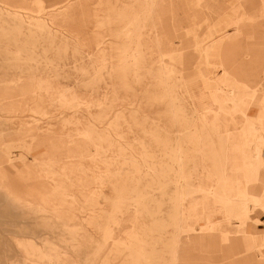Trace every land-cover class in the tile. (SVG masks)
Segmentation results:
<instances>
[{
	"label": "rangeland",
	"instance_id": "rangeland-1",
	"mask_svg": "<svg viewBox=\"0 0 264 264\" xmlns=\"http://www.w3.org/2000/svg\"><path fill=\"white\" fill-rule=\"evenodd\" d=\"M189 1L192 67L220 77L205 56L228 38L252 83L207 114L167 27ZM209 1L0 0V264H223L233 238L264 244V0Z\"/></svg>",
	"mask_w": 264,
	"mask_h": 264
},
{
	"label": "crops",
	"instance_id": "crops-1",
	"mask_svg": "<svg viewBox=\"0 0 264 264\" xmlns=\"http://www.w3.org/2000/svg\"><path fill=\"white\" fill-rule=\"evenodd\" d=\"M229 0H222L221 2H215V1H209L207 2V10H215L214 12L216 14L221 13L224 11V9L228 6ZM244 2L248 1H255V0H243ZM217 3V4H215ZM189 4L190 1L187 3V8L185 9V19L183 21H178L174 17V10H173V4L168 3V12L170 16V20L167 22V27L170 31V33L177 37V38H186L189 40L188 50L190 58L192 59L191 66L186 70V86H188L189 89V97L192 102L196 105L197 111L199 114H207L212 111H214L219 104L217 93H225L228 92L230 96L232 97V91L239 92L238 86L244 85L247 88H252L250 75H246L242 73L241 68H239V58L236 53L237 45L233 44L230 39L228 38H221L217 43H215L212 53L206 54L205 61L207 64L215 65L216 69H218L221 74L220 77H214L212 75L209 76H202L200 71H198L197 68L192 67L193 62L197 59L195 51L196 44L192 41L190 36V26L193 24V21L189 18ZM173 17V18H172ZM174 44V50H170L167 52V54H174L176 52L180 53V60L183 65V49L180 46V41H175L172 43ZM214 59V61H213ZM257 63L256 58L251 63L252 66ZM184 66V65H183ZM228 72V74H227ZM233 103L236 104L237 100H235L233 97L231 98ZM209 110V111H208ZM264 131V116H258L255 122V126L253 127V130L249 131V142L251 143L253 147V154L252 157L255 160H261L262 155L260 154V150H258L257 143L259 140V136L261 132ZM256 153H259L260 158H256ZM254 164V162H253ZM255 165V164H254ZM244 199L250 198L252 196H244ZM253 200V199H252ZM254 201V200H253ZM256 204V202L254 201ZM256 206L259 208V205L256 204ZM263 209V208H262ZM260 209V210H262ZM264 211V210H262ZM257 227L259 226L258 223L255 224ZM253 230L254 232H257L256 229ZM250 229V228H247ZM251 230V229H250ZM245 241V244L248 248V250H244V252L240 255L238 258L237 264H264V261L258 258L259 256H256V252L258 251V247H264V244L261 243L260 240L254 239V242L257 244V246H254L253 242L247 239L245 236L242 237ZM219 252L221 254L222 258L224 259V263L230 262L233 259V256L231 255L230 246L224 248V250L219 249Z\"/></svg>",
	"mask_w": 264,
	"mask_h": 264
},
{
	"label": "bare ground",
	"instance_id": "bare-ground-1",
	"mask_svg": "<svg viewBox=\"0 0 264 264\" xmlns=\"http://www.w3.org/2000/svg\"><path fill=\"white\" fill-rule=\"evenodd\" d=\"M204 1V0H202ZM207 10V9H205ZM173 18V17H172ZM156 27V26H155ZM159 27V26H158ZM164 35V34H163ZM174 35V34H173ZM165 46H163L162 48H164ZM256 158L259 159L260 155L259 153H256ZM15 169V168H14ZM17 173V172H16ZM1 174L3 179L5 180L8 177L9 172H7L6 170H1ZM13 175L17 176L16 174L13 173ZM21 187H24V185H22ZM246 202V201H245ZM248 203V202H247ZM246 203V204H247ZM22 209V208H21ZM22 214V213H21ZM246 216V215H245ZM254 222V220H253ZM257 222V221H256ZM256 224V223H255ZM259 224V223H258ZM211 227V226H210ZM230 251H231V255L233 256V259L230 262L227 263H223V264H237L238 258L240 257V255L244 252V250H248L245 241L243 238H233V240H230ZM241 246V247H240ZM219 254V250L217 251ZM221 256V255H220Z\"/></svg>",
	"mask_w": 264,
	"mask_h": 264
}]
</instances>
